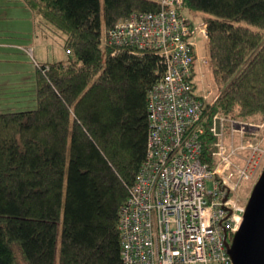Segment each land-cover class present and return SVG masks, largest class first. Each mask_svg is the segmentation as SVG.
Masks as SVG:
<instances>
[{"label": "trees", "instance_id": "16d2710c", "mask_svg": "<svg viewBox=\"0 0 264 264\" xmlns=\"http://www.w3.org/2000/svg\"><path fill=\"white\" fill-rule=\"evenodd\" d=\"M21 1L60 34L67 58L37 64L35 107L0 111V264H124L119 212L146 156L147 95L164 64L105 33L159 1ZM185 9L207 25L216 108L264 118V0Z\"/></svg>", "mask_w": 264, "mask_h": 264}, {"label": "built area", "instance_id": "2783aa9c", "mask_svg": "<svg viewBox=\"0 0 264 264\" xmlns=\"http://www.w3.org/2000/svg\"><path fill=\"white\" fill-rule=\"evenodd\" d=\"M158 1L157 11L134 12L105 33L115 49L156 51L164 64L147 95L146 156L119 212L121 257L124 264H232L228 244L249 194L242 196L264 168V123L216 108L220 92L202 72L210 55L205 47L198 53L206 23L189 20L183 0Z\"/></svg>", "mask_w": 264, "mask_h": 264}, {"label": "rangeland", "instance_id": "374dc122", "mask_svg": "<svg viewBox=\"0 0 264 264\" xmlns=\"http://www.w3.org/2000/svg\"><path fill=\"white\" fill-rule=\"evenodd\" d=\"M183 12L189 20L196 24L204 22L202 17L203 13L201 12H192L188 9H185ZM241 23L245 24L243 22ZM0 33H2L0 34V43H12L16 44V46H19L20 48L0 46V84L24 85L33 83L37 80V64L64 60L67 58L60 34L50 32L44 24L38 21V19L34 16L33 11L24 4L19 5L18 0H0ZM204 47L210 55L209 38L206 40L204 45L202 40L199 41L198 53L200 55L203 54ZM24 48L27 50H33L31 51L33 55L31 56L24 50ZM209 57L210 63L208 64V67L203 68L202 72L210 78L215 91H218L221 94V90L214 80L211 55ZM27 93H32L33 98L35 97V90H31V88H29ZM8 101L9 102L6 103L2 101L0 102L1 111H6L2 110L6 109V106H4L6 104H10V106H8L10 108L9 110H23L36 106L35 99L32 100L31 98L25 102H20L19 104H22L21 106L16 104L18 102L13 103L11 102L12 100ZM31 103L33 105H30ZM235 119H239L244 122L249 121L257 125L264 123V118L241 119L235 117ZM256 129L260 128L256 127ZM263 167L264 160L261 161L259 169H262ZM258 177V174H256L253 180L256 182ZM211 186V180H208L207 187ZM245 190H247V193H243V201L246 200V195H250L251 193L249 188ZM21 264L25 263L21 261Z\"/></svg>", "mask_w": 264, "mask_h": 264}, {"label": "water", "instance_id": "95a60500", "mask_svg": "<svg viewBox=\"0 0 264 264\" xmlns=\"http://www.w3.org/2000/svg\"><path fill=\"white\" fill-rule=\"evenodd\" d=\"M228 252L232 264H264V168L251 190Z\"/></svg>", "mask_w": 264, "mask_h": 264}, {"label": "crops", "instance_id": "0c3cea01", "mask_svg": "<svg viewBox=\"0 0 264 264\" xmlns=\"http://www.w3.org/2000/svg\"><path fill=\"white\" fill-rule=\"evenodd\" d=\"M18 4L19 5L23 4V2L21 0H18ZM0 34H2V33H0ZM0 37H1V35H0ZM0 46H5L8 48L9 47H15V48L20 49L19 46L17 47L16 44H12V43H0ZM35 82L30 83V84H24V85H21V84H0V102L2 101L4 103H6V102H9L8 100H12L11 102H13V103L18 102L16 104L21 106L22 104L20 105L19 104L20 102H25V101L29 100L30 98L33 99L32 93L29 94V93H27V91L29 90V88H31V90L34 89ZM11 105H13V104H11ZM4 106H6V109H2V110L8 111L10 109L8 107V106H10V104H6ZM0 107H1V105H0Z\"/></svg>", "mask_w": 264, "mask_h": 264}, {"label": "bare ground", "instance_id": "6f19581e", "mask_svg": "<svg viewBox=\"0 0 264 264\" xmlns=\"http://www.w3.org/2000/svg\"><path fill=\"white\" fill-rule=\"evenodd\" d=\"M221 90V89H220ZM221 94H222V92H221ZM233 117V116H232ZM235 118V117H234ZM237 118H239V117H237ZM142 165V164H141Z\"/></svg>", "mask_w": 264, "mask_h": 264}]
</instances>
